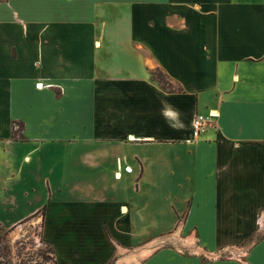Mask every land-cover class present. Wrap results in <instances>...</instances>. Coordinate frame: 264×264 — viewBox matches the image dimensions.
Segmentation results:
<instances>
[{
	"label": "crops",
	"instance_id": "1",
	"mask_svg": "<svg viewBox=\"0 0 264 264\" xmlns=\"http://www.w3.org/2000/svg\"><path fill=\"white\" fill-rule=\"evenodd\" d=\"M34 168L55 264H264V0H0V188Z\"/></svg>",
	"mask_w": 264,
	"mask_h": 264
},
{
	"label": "rangeland",
	"instance_id": "2",
	"mask_svg": "<svg viewBox=\"0 0 264 264\" xmlns=\"http://www.w3.org/2000/svg\"><path fill=\"white\" fill-rule=\"evenodd\" d=\"M21 129L19 124L12 125L11 138L17 139L20 136ZM32 171L33 173H29L28 170H23L17 179L18 181L13 185L10 184L6 191H2L0 188V264H55L51 248L42 241L40 211L36 216L20 223L11 220L19 213L24 215L30 207L28 200L22 197L24 188H22V183H27L33 176L40 177V174H42L41 172H38V174L35 168ZM116 178L119 179L120 176H116ZM104 184L106 185V181H103ZM151 200L154 202V198ZM154 220L157 223L161 219L155 218L154 214L147 216L146 224L149 226L148 231L150 233L155 230ZM160 223L164 229L175 225L169 217H166ZM155 241L156 243L159 242L158 247H167L174 243L169 239ZM4 246L8 247L4 249ZM127 260L129 261V259Z\"/></svg>",
	"mask_w": 264,
	"mask_h": 264
},
{
	"label": "built area",
	"instance_id": "3",
	"mask_svg": "<svg viewBox=\"0 0 264 264\" xmlns=\"http://www.w3.org/2000/svg\"><path fill=\"white\" fill-rule=\"evenodd\" d=\"M215 118V115L213 113H209L207 116L196 114L193 119L192 123V133L193 137L196 138L201 133H203L207 128H209L214 122L213 119ZM259 221V226L262 228L264 227V221Z\"/></svg>",
	"mask_w": 264,
	"mask_h": 264
},
{
	"label": "trees",
	"instance_id": "4",
	"mask_svg": "<svg viewBox=\"0 0 264 264\" xmlns=\"http://www.w3.org/2000/svg\"><path fill=\"white\" fill-rule=\"evenodd\" d=\"M151 75H152V79L156 81L158 84H160L163 87V89L169 91L173 90L171 84L168 81H166L164 76L159 71H154L151 73ZM4 243L7 245L5 241ZM7 247L8 246H4V249H6Z\"/></svg>",
	"mask_w": 264,
	"mask_h": 264
}]
</instances>
